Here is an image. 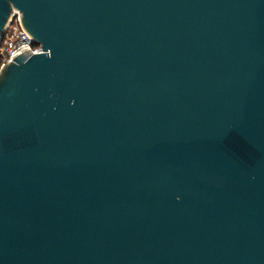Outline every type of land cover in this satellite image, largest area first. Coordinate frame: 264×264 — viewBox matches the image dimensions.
Instances as JSON below:
<instances>
[{"label": "water", "instance_id": "95a60500", "mask_svg": "<svg viewBox=\"0 0 264 264\" xmlns=\"http://www.w3.org/2000/svg\"><path fill=\"white\" fill-rule=\"evenodd\" d=\"M0 264H264V0H0Z\"/></svg>", "mask_w": 264, "mask_h": 264}, {"label": "built area", "instance_id": "2783aa9c", "mask_svg": "<svg viewBox=\"0 0 264 264\" xmlns=\"http://www.w3.org/2000/svg\"><path fill=\"white\" fill-rule=\"evenodd\" d=\"M21 12L15 10L7 25L4 36L0 41V56L2 64L5 65L12 57L16 56L24 49H30L31 53H42V44L33 39L20 24Z\"/></svg>", "mask_w": 264, "mask_h": 264}, {"label": "trees", "instance_id": "16d2710c", "mask_svg": "<svg viewBox=\"0 0 264 264\" xmlns=\"http://www.w3.org/2000/svg\"><path fill=\"white\" fill-rule=\"evenodd\" d=\"M1 64H2V57L0 56V67H1Z\"/></svg>", "mask_w": 264, "mask_h": 264}, {"label": "rangeland", "instance_id": "374dc122", "mask_svg": "<svg viewBox=\"0 0 264 264\" xmlns=\"http://www.w3.org/2000/svg\"><path fill=\"white\" fill-rule=\"evenodd\" d=\"M0 70H1V68H0Z\"/></svg>", "mask_w": 264, "mask_h": 264}]
</instances>
